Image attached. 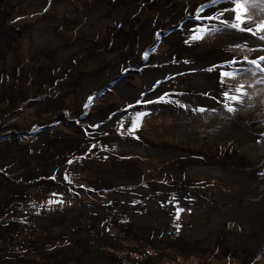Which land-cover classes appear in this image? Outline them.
Segmentation results:
<instances>
[{"label": "rangeland", "instance_id": "374dc122", "mask_svg": "<svg viewBox=\"0 0 264 264\" xmlns=\"http://www.w3.org/2000/svg\"><path fill=\"white\" fill-rule=\"evenodd\" d=\"M108 1L117 11L101 9L91 21L97 0H0L12 27L0 20V196L14 195L0 200V259L4 264H86L84 256L92 257V264H264V226L256 229L228 208L230 196L240 197L242 202L234 203L243 213H264V201H256L264 197V186L251 187L244 198L239 178L194 168L236 167L230 155L238 141L221 129L234 124L237 92L229 87V95L219 97L211 94L215 89L190 86L187 79L203 69L198 58L170 51L169 35L159 39L214 0ZM175 1L185 3L181 16L170 9ZM243 4L253 13V0ZM210 17L217 16L198 15ZM145 23L156 34L140 45ZM219 29H200L196 41L219 48ZM53 30L67 43H80L69 58L65 47L52 46ZM121 30H135L137 41ZM230 48L225 62L243 65L217 83L234 80L238 108L253 109L263 120L264 54L242 45ZM184 60L192 68L181 65ZM168 64L176 66L164 69ZM148 67L163 70L149 81ZM99 71L104 78L98 85L83 84ZM168 97L170 103L162 102ZM198 97L215 98L219 107L198 109L192 103ZM243 139V156L256 162L245 167L250 184H261L264 140ZM61 248L71 249L70 257L54 260Z\"/></svg>", "mask_w": 264, "mask_h": 264}, {"label": "bare ground", "instance_id": "6f19581e", "mask_svg": "<svg viewBox=\"0 0 264 264\" xmlns=\"http://www.w3.org/2000/svg\"><path fill=\"white\" fill-rule=\"evenodd\" d=\"M158 2L162 3L163 0H159ZM104 5L107 8H104L103 7ZM115 5L116 4L110 3L108 0H97L94 8L91 11V16H90L91 21L94 20L95 14L100 12L101 9L117 11V7ZM172 8L177 10V16H181L182 15L181 10L185 9V3L183 2L182 4L179 5L178 2L175 1L170 6V9ZM250 8L252 9L253 13H249L245 10L243 0H236L235 3H233V0H220L219 3L211 6L210 11H205V13H208L209 15L215 14L217 17H210L209 19H203L204 21L196 20L195 24L193 23L192 20H190L187 21L186 24H184V26L180 28H175L174 31L171 32L172 33L171 42H172L173 51H179L181 53H189L196 55L198 57L199 63L201 64V67H203V69L198 74L191 75V77L187 79L190 86H193L192 83H195L196 85L198 84L201 85V87L204 88V90L215 89L216 93H211V92L210 93L214 95L218 94L219 97H221L222 95H224V97L229 95V92L227 91L229 87L232 88L233 91H236L237 94H239L237 90V85L234 80L231 79L230 82H224L221 80L218 83L217 80L225 72L233 70L243 65V64L240 65L238 64L233 66L225 62V59H227L232 54L230 48L231 45H242L250 48L256 54H261V53L264 54V39L261 38L264 37V0H253V5ZM3 18H4L3 21L4 25L7 28L10 27L9 24L6 22V14L4 12H0V20H2ZM224 18L226 19L224 20ZM236 24L239 25V27ZM161 25L162 24H160V26ZM206 25H217L220 27L219 33L217 34V42L220 44L219 48L212 46H202L196 41L198 29ZM89 29H90V25L87 26V30ZM142 29H143V36L141 40L143 43L145 42V39L147 37L150 36L154 37V35L156 34V30L150 24L147 23L143 24ZM121 33L124 35H130L131 37H133V40L135 41V36H136L135 30H133L132 32L121 30ZM189 35L192 38L187 37ZM52 38H54V42L52 44L53 47H58V48H62V46L65 47L62 50L65 58H69V56L74 51H76L78 46L80 45V43H76V42H74L73 44L67 43L65 40L59 37V35L56 34L55 30H53ZM80 39L81 41L87 43V41L83 40L82 38ZM36 42H38L37 36L35 37V43ZM202 50L206 51V53L203 54ZM61 56L62 54L59 55V58H61ZM6 58L11 60V58L8 57L7 55ZM12 58H15V55ZM212 64H216V66L212 67L211 66ZM183 65H185L184 62ZM174 66H176V64L174 65L168 64L165 65L164 69L172 68ZM189 67L192 68V65H190ZM146 70H145L146 71L145 74L148 80L154 81L156 74L162 71L163 69L147 68ZM101 74L102 72L99 71L94 76L91 75L86 76L87 81L86 82L84 81L83 84L88 82V84H92L93 86L98 85L100 83V80L102 79ZM213 78L215 79V83ZM121 83H125L126 87L129 88L131 86L125 81H119L120 85ZM172 86H175V83L173 85L168 84L165 87L171 88ZM87 89L88 87L84 88L85 94L88 92ZM136 93L138 96L140 95L139 91H136ZM237 94H233V97H236V99L232 100L234 110L239 109L238 111H236V113H234L235 116H232L231 118V121H234V124L233 126H227L223 124V127L221 129L223 133H225L226 131L232 133L234 135L235 140L238 141V145L234 148L232 154L230 155L232 159L235 161L234 164L236 165V167L226 168L225 166H221L218 164L213 166L205 163L203 166H197L196 164H194V168L198 172H202L208 175L216 174V176L219 177L223 175L226 176L231 175L232 177L239 178L243 184L244 191H246L244 192V195L239 192V195L244 198H248L249 196L247 195V190H250L251 187L257 188L260 185L264 186V180L261 182V184L258 185L250 184L249 177L251 178V176L249 173H247L248 170H246L245 167L249 166V164L252 162L256 164V162L250 159H246L243 156V153H245L246 149L244 148L243 145H240V142L245 141L243 139L245 136H251V140L256 138L264 140V135L261 134L262 132L264 134V113L262 115L263 118L262 120L258 117V115L254 113L253 109L247 108L244 105L238 108ZM169 100H171V97H168L167 100H162V102L170 103ZM192 103L198 109L209 108L215 111L219 107L215 98L198 97L195 100H193ZM250 116L252 118H248L247 123L240 124L239 122H237V120L240 121L241 119H245L246 117H250ZM181 133L184 134V129L181 130ZM182 153L185 152L183 151ZM182 161L190 162L191 159H183ZM262 167H264V164L260 166V168ZM259 189L256 191V193L252 191L249 192L258 194L257 192H259ZM225 194L229 195L228 193ZM13 196L14 195L9 194L7 198ZM235 200H239L242 202V199L240 197L233 198L232 196H230L228 208L231 211L238 214L242 218H246V221L253 223V225H256L257 226L256 229H259L260 225L264 226V213H255L253 216H249L248 213L246 212L243 213L242 210L238 209L240 208V206L234 203ZM256 201L262 202L264 201V197H260ZM224 202H228V199H224ZM231 202L232 204H230ZM66 229L69 230L68 227H66ZM259 232L261 233L262 231ZM83 234L84 233L79 235H83ZM259 244L260 243L258 241L257 245ZM83 259H84V263L86 264H92L94 262V259L92 257L89 258L87 256H84ZM95 262L97 261L95 260Z\"/></svg>", "mask_w": 264, "mask_h": 264}, {"label": "clouds", "instance_id": "9594fccd", "mask_svg": "<svg viewBox=\"0 0 264 264\" xmlns=\"http://www.w3.org/2000/svg\"><path fill=\"white\" fill-rule=\"evenodd\" d=\"M219 1L220 0H218V1H214V2H209V3H207V5L205 6V7H203V9L201 10V12L199 13V14H197V12H196V10L193 12V14H195V16L193 17V16H191V17H189V18H186V19H184L183 21H182V26H184V24H186V21H190V20H192L193 21V23L195 24V21L197 20V21H204L203 19H199L198 18V15H209L208 13H205V11H210V8H211V6L212 5H215V4H217V3H219ZM209 4H211V5H209ZM197 14V15H196ZM211 15V14H210ZM208 26H210V25H206V26H202V27H200L199 29H198V31L200 30V29H203V28H206V27H208ZM174 27H176V28H180V26L178 25V26H173V27H171L170 28V30L169 31H166L165 33H163V35H161L160 34V37H159V39H160V41L162 40V38H163V36L165 37V36H167V35H169V39H170V42H171V37H172V31H174ZM198 31H197V34H198ZM142 32H143V29H142ZM134 41V40H133ZM135 41H137V40H135ZM134 41V42H135ZM143 44V42L141 41L140 42V45H142ZM171 45H172V42H171ZM171 49L172 48H170V51H171ZM189 54V53H188ZM192 55H194V54H192ZM232 55V54H231ZM230 55V56H231ZM160 55H155L154 54V57H159ZM196 56V55H195ZM229 56V57H230ZM196 58H198L197 56H196ZM184 63H185V65H183V63H181V65H183V66H190V65H194V64H191V63H188L187 61H183ZM201 65V64H200ZM149 69L151 68V67H148ZM102 72H103V70H102ZM104 78V76L102 75V79ZM93 85H91L90 87H92ZM138 91V90H137ZM112 107H114L113 105H112ZM87 116V115H86ZM88 116L89 117H93L94 115L93 114H88ZM87 116V117H88ZM104 147L106 148V149H109L107 146H105L104 145ZM149 149H151V148H149ZM170 188V187H169ZM131 190H134V188H131ZM120 191V189H118L117 190V192H119ZM130 192V191H129ZM92 207H94V206H92ZM167 226V225H166ZM168 227V226H167ZM65 231L66 232H68L66 229H65ZM75 248V247H74ZM77 248V247H76Z\"/></svg>", "mask_w": 264, "mask_h": 264}, {"label": "flooded vegetation", "instance_id": "af4514ba", "mask_svg": "<svg viewBox=\"0 0 264 264\" xmlns=\"http://www.w3.org/2000/svg\"><path fill=\"white\" fill-rule=\"evenodd\" d=\"M214 1H218V0H214ZM214 1H212V2H214ZM209 3V2H208ZM207 4H204L202 7H200L199 9H198V11H199V13L201 12V10L203 9V7H205ZM95 117H93V119H94ZM113 124V123H112ZM1 213H3V212H1ZM55 238V237H54ZM63 250H65V248L64 249H61L60 251L58 250V253H64V251ZM71 250V249H70ZM70 250L68 251V252H65L64 254H62V256H60V258H55L54 260H60V259H63V258H68V257H70Z\"/></svg>", "mask_w": 264, "mask_h": 264}, {"label": "snow or ice", "instance_id": "6c2138e0", "mask_svg": "<svg viewBox=\"0 0 264 264\" xmlns=\"http://www.w3.org/2000/svg\"><path fill=\"white\" fill-rule=\"evenodd\" d=\"M236 2V0H233V3H235ZM233 26H235V25H233ZM262 39H264V37H261ZM261 59H264V57H261ZM252 63H256V61H252ZM225 75H227V74H225ZM232 99H236V97H232ZM233 109H229V111H232Z\"/></svg>", "mask_w": 264, "mask_h": 264}, {"label": "trees", "instance_id": "16d2710c", "mask_svg": "<svg viewBox=\"0 0 264 264\" xmlns=\"http://www.w3.org/2000/svg\"><path fill=\"white\" fill-rule=\"evenodd\" d=\"M3 152V151H2ZM3 154V153H2ZM2 154H0V156H2ZM33 230H35V228L33 229ZM32 230V231H33ZM61 237H64V236H61ZM55 240V238H52V241H54ZM62 249V248H61ZM61 249H58L59 251L61 250ZM64 249V248H63ZM58 250H57V252H58ZM46 258H47V255H46ZM47 260V259H46ZM0 264H4V262H2V260L0 259Z\"/></svg>", "mask_w": 264, "mask_h": 264}, {"label": "water", "instance_id": "95a60500", "mask_svg": "<svg viewBox=\"0 0 264 264\" xmlns=\"http://www.w3.org/2000/svg\"><path fill=\"white\" fill-rule=\"evenodd\" d=\"M209 5H211V4H209ZM174 28H176V27H174ZM169 40H170V39H169ZM87 116H88V115H87ZM88 117H89V116H88ZM4 195H5V196H0V200H2L4 197H7V195H8V194H7V195H6V194H4ZM66 230L69 232V230H70V229H69V230H68V229H66ZM70 251H71V250H70ZM62 254H63V253H62ZM19 263H20V262H19Z\"/></svg>", "mask_w": 264, "mask_h": 264}]
</instances>
